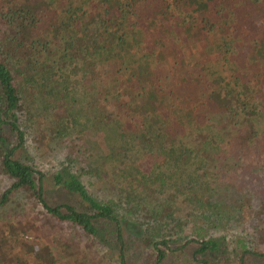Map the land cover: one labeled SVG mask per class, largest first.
<instances>
[{
	"label": "trees",
	"instance_id": "trees-1",
	"mask_svg": "<svg viewBox=\"0 0 264 264\" xmlns=\"http://www.w3.org/2000/svg\"><path fill=\"white\" fill-rule=\"evenodd\" d=\"M262 188L264 0H0V264H264Z\"/></svg>",
	"mask_w": 264,
	"mask_h": 264
},
{
	"label": "rangeland",
	"instance_id": "rangeland-1",
	"mask_svg": "<svg viewBox=\"0 0 264 264\" xmlns=\"http://www.w3.org/2000/svg\"><path fill=\"white\" fill-rule=\"evenodd\" d=\"M187 60L191 62V60L187 56ZM228 71V70H227ZM227 74V73H226ZM224 74V75H226ZM64 143H59V145H55L52 148H39L38 146L32 147L30 149V153L32 154V157L36 159V164L43 170L45 171H54L57 169V167H60L61 160H62V154L61 151H63ZM61 159V160H60ZM141 163V162H140ZM229 163V162H228ZM232 163V161H231ZM145 168V167H144ZM225 172V181L228 182V176L230 175L229 167L225 164L224 168ZM86 179H89L87 177ZM85 179V180H86ZM224 180L221 179V182L224 185ZM218 190L220 193L223 192V189L221 187H218ZM259 190V189H258ZM257 198V200H256ZM264 188L260 189L259 192L255 194V206L261 207V209H264ZM228 212L226 213V216L224 217V221L220 222V229L212 231L211 234L215 235L217 237H222L226 239V242L232 246V247H241L243 244L244 240L243 239H248L249 235V230L252 225V223H248V220L241 222L239 221L237 217H234V219L229 218L231 217L230 212L232 211L231 209L227 210ZM203 219L196 220L195 223L191 224L187 228V234L190 236H193V238H197L196 234H198V230H194L196 226L198 225H205L204 222H202ZM208 232V230H207ZM31 239V238H29ZM106 264H111L108 262H105ZM140 264V263H139ZM249 264H263L262 262L256 260L253 261L252 259L249 261Z\"/></svg>",
	"mask_w": 264,
	"mask_h": 264
}]
</instances>
